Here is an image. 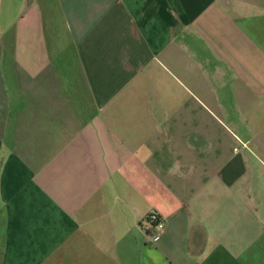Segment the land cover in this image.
Masks as SVG:
<instances>
[{
	"label": "crops",
	"instance_id": "obj_1",
	"mask_svg": "<svg viewBox=\"0 0 264 264\" xmlns=\"http://www.w3.org/2000/svg\"><path fill=\"white\" fill-rule=\"evenodd\" d=\"M7 3L0 264H264V0Z\"/></svg>",
	"mask_w": 264,
	"mask_h": 264
},
{
	"label": "built area",
	"instance_id": "obj_2",
	"mask_svg": "<svg viewBox=\"0 0 264 264\" xmlns=\"http://www.w3.org/2000/svg\"><path fill=\"white\" fill-rule=\"evenodd\" d=\"M162 218L161 214L155 209L151 210L147 215V220L154 224L157 232H161L164 229L165 222Z\"/></svg>",
	"mask_w": 264,
	"mask_h": 264
},
{
	"label": "rangeland",
	"instance_id": "obj_3",
	"mask_svg": "<svg viewBox=\"0 0 264 264\" xmlns=\"http://www.w3.org/2000/svg\"><path fill=\"white\" fill-rule=\"evenodd\" d=\"M10 4H15V3H7V0H2V9L1 11H4L6 10V7L8 6H11ZM16 5H18V3H16ZM237 147H240L239 144H237Z\"/></svg>",
	"mask_w": 264,
	"mask_h": 264
}]
</instances>
